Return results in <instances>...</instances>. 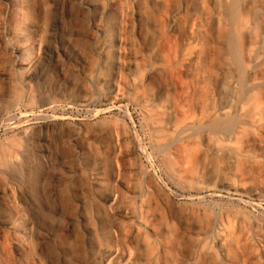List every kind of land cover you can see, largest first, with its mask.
<instances>
[{
	"label": "bare ground",
	"instance_id": "bare-ground-1",
	"mask_svg": "<svg viewBox=\"0 0 264 264\" xmlns=\"http://www.w3.org/2000/svg\"><path fill=\"white\" fill-rule=\"evenodd\" d=\"M77 1L84 14L96 13L90 39L100 62L85 67V59L69 56L92 89L69 101L106 105L119 90L121 106L139 108L164 167L195 201L180 206L176 198L166 200L171 194L155 189L149 172L137 167L142 187L131 188L133 180L110 198L98 197L105 204L120 202L112 209L113 245L95 252L99 231L90 224L89 200H80V216L58 238L73 248L71 264L88 263L77 257V230L94 264H264V218L203 204L219 194L264 204V0ZM125 1L131 5L123 7ZM48 11L47 0H0V66L10 62L14 72L2 74L11 85L3 97L12 108L32 105V85L25 79L38 55H48ZM107 68L111 77L104 75ZM21 92L18 104L14 96ZM79 139L92 137L80 132L74 141ZM16 156L0 145V264H44L10 201L9 165L18 163ZM99 171L90 178L101 189L106 179Z\"/></svg>",
	"mask_w": 264,
	"mask_h": 264
},
{
	"label": "rangeland",
	"instance_id": "rangeland-1",
	"mask_svg": "<svg viewBox=\"0 0 264 264\" xmlns=\"http://www.w3.org/2000/svg\"><path fill=\"white\" fill-rule=\"evenodd\" d=\"M98 1L102 5L109 2ZM47 2L49 11L45 41L50 57L41 52L25 79L32 85L34 95L28 109L22 106L12 108L8 101L4 103L11 85L2 74L14 72L10 62H7L6 67L0 66V111H5L0 119V145L17 155L18 163L9 165V185L14 196H11L10 201L21 211L20 224L31 231V247L39 253L44 264H66L67 261L71 264L73 248L62 244L58 238L68 222L80 216V200H89L87 212L91 216L90 224L99 231L94 244L95 252L102 245H113L117 238L111 231L115 221L112 209L117 208L120 202L114 200L105 204L98 197L102 195L110 198L115 190H122L121 185L131 184L133 180V183L137 182L134 183L135 187L131 184V188L142 187L137 174L139 167L149 172L155 189H163L164 194H171L166 200L168 197L172 200L176 198L180 206L190 205L195 200L190 198L189 191L184 190L181 180L172 176L164 167L161 151L152 146L149 134H146L144 117L139 108L135 105H129L128 108V103L121 106L117 99L119 90H116L106 105L97 103L91 107H79L69 101L71 96L79 97L87 95V91L92 92L82 71H78L69 56L85 59V67H91L93 62L99 64L90 39L93 33L91 22L96 13L84 14L77 0ZM126 2H123V7L131 5ZM36 15L37 20L40 17ZM113 18L117 23L121 19L118 12L113 13ZM146 19L148 22V17ZM114 33L117 34L116 28ZM104 72L106 77H111L113 71L107 68ZM15 75L14 78H18ZM21 96L24 98V93L14 96L18 104L24 100ZM88 131L92 137L89 142L82 143L81 139L74 141L80 132ZM116 131L120 136L117 137ZM138 140L142 141L144 150ZM116 159L122 162L119 161V164ZM68 170L71 173L68 174ZM93 171L104 175L106 184L103 188L100 189L92 182L90 174ZM217 196L207 198L203 204L216 206L214 204L220 203L242 210L250 216L264 218V204L260 202L253 203L246 199V204L224 194ZM77 233L79 261L94 264V261L91 262V247L85 235L82 233L81 236L79 230Z\"/></svg>",
	"mask_w": 264,
	"mask_h": 264
}]
</instances>
